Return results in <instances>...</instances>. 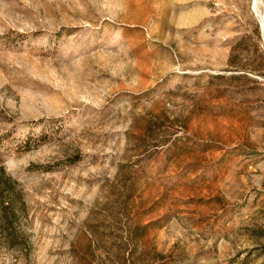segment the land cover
Listing matches in <instances>:
<instances>
[{
  "label": "rangeland",
  "instance_id": "rangeland-1",
  "mask_svg": "<svg viewBox=\"0 0 264 264\" xmlns=\"http://www.w3.org/2000/svg\"><path fill=\"white\" fill-rule=\"evenodd\" d=\"M0 264H264V0H0Z\"/></svg>",
  "mask_w": 264,
  "mask_h": 264
},
{
  "label": "trees",
  "instance_id": "trees-1",
  "mask_svg": "<svg viewBox=\"0 0 264 264\" xmlns=\"http://www.w3.org/2000/svg\"><path fill=\"white\" fill-rule=\"evenodd\" d=\"M9 180H10V178H9Z\"/></svg>",
  "mask_w": 264,
  "mask_h": 264
}]
</instances>
